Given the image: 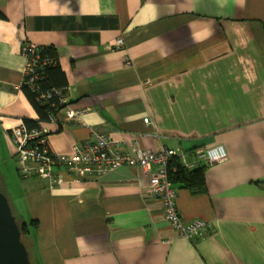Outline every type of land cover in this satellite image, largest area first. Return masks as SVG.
I'll list each match as a JSON object with an SVG mask.
<instances>
[{
    "label": "crops",
    "instance_id": "obj_1",
    "mask_svg": "<svg viewBox=\"0 0 264 264\" xmlns=\"http://www.w3.org/2000/svg\"><path fill=\"white\" fill-rule=\"evenodd\" d=\"M0 13V166L19 190L1 170L0 184L14 213L37 220L29 246L40 264H264V0H0ZM24 41L53 48L65 74L57 121L37 122L53 153L94 131L133 154L224 147L204 191L171 181L183 222L205 221V236L167 223L136 165L80 179L57 168L65 182L54 186L20 176L10 130L38 120Z\"/></svg>",
    "mask_w": 264,
    "mask_h": 264
},
{
    "label": "built area",
    "instance_id": "obj_2",
    "mask_svg": "<svg viewBox=\"0 0 264 264\" xmlns=\"http://www.w3.org/2000/svg\"><path fill=\"white\" fill-rule=\"evenodd\" d=\"M122 45L121 37L111 43L112 48H120ZM38 49V45L30 41H24L21 45V53L25 59V84L34 90H38V80L41 79L39 67L46 61L51 62L48 58L43 61ZM66 89L67 86L53 89L50 93L43 92L36 100L45 103L50 97L55 96L59 103L64 104ZM81 112L79 109L67 110L70 118L79 117ZM46 121L56 122V114L48 113ZM144 122L147 123L148 119L144 118ZM10 139L15 147L20 175L22 177L40 175L49 180L51 186L65 182L64 176L56 171L57 168H61L74 179H80L100 178L123 164L136 165L150 175L149 191L160 198L163 216L173 229L189 240L202 238L208 233V224L201 219L187 224L183 222L176 206L177 191L169 179V170L173 159H177L187 169L223 162L227 158V153L221 144L191 152L166 147L153 152L138 147L133 154L120 150L119 141L112 138L109 133L94 131L91 138L74 144L69 153L59 155L50 150L47 130L41 122L32 128L22 123L11 128Z\"/></svg>",
    "mask_w": 264,
    "mask_h": 264
},
{
    "label": "trees",
    "instance_id": "obj_3",
    "mask_svg": "<svg viewBox=\"0 0 264 264\" xmlns=\"http://www.w3.org/2000/svg\"><path fill=\"white\" fill-rule=\"evenodd\" d=\"M38 53L43 61L48 58L51 62L46 61L45 64L41 65L38 69L41 75V79L38 80L37 84L38 90H34L25 84L23 85L25 95L38 114V120L24 119L25 126L28 128L35 127L38 121H46L48 113H55L63 107V104L59 103L58 98L55 96L50 97L45 103L38 102L36 100L37 96L43 92L50 93L53 89L64 88L67 85L65 74L58 65L54 49L51 47H41L38 49ZM205 168V165H201L197 168L187 169L182 166L177 159H173L170 164L169 178L175 186L187 188L193 193H200L205 190ZM16 219L19 224L21 239L23 242L24 240H30L33 232L37 228V220L22 219V221L17 217Z\"/></svg>",
    "mask_w": 264,
    "mask_h": 264
},
{
    "label": "water",
    "instance_id": "obj_4",
    "mask_svg": "<svg viewBox=\"0 0 264 264\" xmlns=\"http://www.w3.org/2000/svg\"><path fill=\"white\" fill-rule=\"evenodd\" d=\"M0 264H32L10 202L0 191Z\"/></svg>",
    "mask_w": 264,
    "mask_h": 264
},
{
    "label": "rangeland",
    "instance_id": "obj_5",
    "mask_svg": "<svg viewBox=\"0 0 264 264\" xmlns=\"http://www.w3.org/2000/svg\"><path fill=\"white\" fill-rule=\"evenodd\" d=\"M11 165L9 163H5V164H2L0 166V170L4 172V174L7 176L8 178V181H9V186H10V190L12 191V193L15 195L17 194L18 192V186L16 185L15 183V178H14V175H13V169L10 168ZM11 170V171H10ZM15 173V172H14ZM17 182V181H16ZM0 191L3 192V194L6 195V197L8 196V194L6 193V191L4 190V187L0 184ZM16 214L15 216L19 219V220H22L21 218V215L17 214V213H14ZM23 221V220H22ZM23 241V240H22ZM30 240H24L25 242V246H27L26 248H28V254H29V258H30V261L32 264H40L36 258H34V256L32 255L31 253V248L29 247L28 243H29ZM23 242V243H24Z\"/></svg>",
    "mask_w": 264,
    "mask_h": 264
}]
</instances>
